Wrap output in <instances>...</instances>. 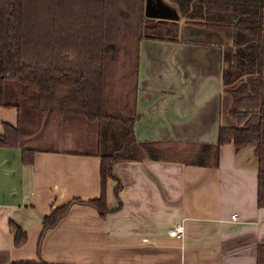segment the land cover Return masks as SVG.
I'll return each mask as SVG.
<instances>
[{"label":"crops","instance_id":"1","mask_svg":"<svg viewBox=\"0 0 264 264\" xmlns=\"http://www.w3.org/2000/svg\"><path fill=\"white\" fill-rule=\"evenodd\" d=\"M221 71L220 45L141 38L132 134L137 143H158L166 158L143 153L114 162L120 188L115 196V180L106 179L107 212L71 202L43 232L51 208L98 197L99 121L55 109L39 113V125L0 105V134L3 124L20 126L35 149L23 162L18 148L0 146V264H256L264 207L257 205L254 143L220 145L215 165L194 161L218 140ZM9 222L24 231L18 245ZM176 222L181 237L167 234Z\"/></svg>","mask_w":264,"mask_h":264},{"label":"trees","instance_id":"2","mask_svg":"<svg viewBox=\"0 0 264 264\" xmlns=\"http://www.w3.org/2000/svg\"><path fill=\"white\" fill-rule=\"evenodd\" d=\"M165 1L175 7L179 21L145 17L143 0H0V105L15 107L30 120L56 109L78 112L100 125L94 151L99 159L98 197L71 199L51 208L41 220V232L53 226L71 202L88 204L100 215L107 212L106 179L115 180V196L120 188L111 172L114 162L140 159L143 153L150 159L166 158L158 143L135 142L131 105L123 119L114 118L107 107L117 92L115 70L129 66L135 76L138 41L146 36L180 41V22L221 32L231 53L222 84L223 92L232 96L229 113L237 126H220L217 143L205 145L206 151L194 161L215 165L220 145L232 142L238 148L253 142L257 205L264 207V0ZM29 138L20 126L3 124L0 146L18 148L21 160L30 162L35 149ZM105 141H110L108 146ZM8 229L14 245L23 242L24 231L11 222ZM256 257V264H264V244Z\"/></svg>","mask_w":264,"mask_h":264},{"label":"water","instance_id":"3","mask_svg":"<svg viewBox=\"0 0 264 264\" xmlns=\"http://www.w3.org/2000/svg\"><path fill=\"white\" fill-rule=\"evenodd\" d=\"M143 15L147 18L155 19V21H179V15L175 7L165 0H144ZM177 38L185 42L220 45L222 47L221 75L223 77L228 73V57L231 53L228 40L221 32L191 23H180L177 30ZM231 105L232 96L228 93H223L221 102V126H237L236 120L229 113Z\"/></svg>","mask_w":264,"mask_h":264},{"label":"rangeland","instance_id":"4","mask_svg":"<svg viewBox=\"0 0 264 264\" xmlns=\"http://www.w3.org/2000/svg\"><path fill=\"white\" fill-rule=\"evenodd\" d=\"M114 74H115L114 75L115 78L117 79V82H116L117 92L115 93L114 101L112 103H109L111 104V107L110 108L107 107V109L108 111H110L111 115L114 116V118L123 119V118H127L128 110L130 108V97L132 93L131 90L133 87L132 86L133 73H132L131 68L128 66L122 72L116 69ZM36 112L37 111H35L34 114ZM70 112L71 111H68L67 113H70ZM44 115H39L38 113L36 117L33 116V120L31 119L32 123H37L40 125V122Z\"/></svg>","mask_w":264,"mask_h":264},{"label":"built area","instance_id":"5","mask_svg":"<svg viewBox=\"0 0 264 264\" xmlns=\"http://www.w3.org/2000/svg\"><path fill=\"white\" fill-rule=\"evenodd\" d=\"M231 218L234 219L235 215L234 214L231 215ZM182 232H183L182 224L180 222L179 223L176 222L168 229L167 234L173 237H181Z\"/></svg>","mask_w":264,"mask_h":264},{"label":"flooded vegetation","instance_id":"6","mask_svg":"<svg viewBox=\"0 0 264 264\" xmlns=\"http://www.w3.org/2000/svg\"><path fill=\"white\" fill-rule=\"evenodd\" d=\"M143 1H144V0H143ZM150 19H152V18H150ZM153 20H155V19H153ZM159 23H160V22H156L155 25H156V24H159ZM158 30H159L158 28H154L153 31H158Z\"/></svg>","mask_w":264,"mask_h":264}]
</instances>
